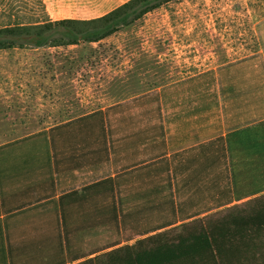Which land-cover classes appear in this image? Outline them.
Segmentation results:
<instances>
[{
	"label": "rangeland",
	"instance_id": "1",
	"mask_svg": "<svg viewBox=\"0 0 264 264\" xmlns=\"http://www.w3.org/2000/svg\"><path fill=\"white\" fill-rule=\"evenodd\" d=\"M43 2L53 21L94 18L108 11L99 8L101 0ZM262 33L264 0H179L101 44L1 50L0 146L73 121L68 115L75 112L81 115L78 118L98 116L22 142L19 148L11 145L1 150L0 162L15 159L26 149L49 147L51 139L54 145L72 147L74 133L98 131L99 126L106 125L117 137L136 132L135 124L159 113L161 89L193 81H202L201 93L208 89L213 116H219L223 62L252 56L260 49ZM190 92L191 98L199 97V89ZM167 104L171 109V97ZM132 113L141 116L133 131L127 119ZM123 140L118 139L117 151L123 154L129 146L130 155L132 145ZM228 154L216 148L174 159L171 168L160 163L157 168L123 173L116 179L115 202L105 183L98 198L63 207L62 216L55 203L52 217L31 211L21 223L6 224L0 233V264H71L97 251L106 253L111 245H133L188 223L192 220L183 221L186 216L202 209L205 201H223L247 188L248 184L223 179L224 169L229 167V177L238 157L233 150ZM213 203L207 215L223 211L217 209L220 203ZM176 214L181 220L177 225Z\"/></svg>",
	"mask_w": 264,
	"mask_h": 264
},
{
	"label": "crops",
	"instance_id": "2",
	"mask_svg": "<svg viewBox=\"0 0 264 264\" xmlns=\"http://www.w3.org/2000/svg\"><path fill=\"white\" fill-rule=\"evenodd\" d=\"M127 1L129 0H101L99 8H106L108 11L98 17ZM260 40L257 53L221 68L219 116H213V98L211 94L207 95L208 89L201 93L202 81H193L194 84L182 85L181 88L176 86L161 89L159 113L135 124L136 132L117 137L114 132L110 133L106 125L102 129L99 126L98 131L74 133L70 138L72 147H65L62 143L54 145L51 139L47 145L49 147L20 151L11 161L3 159L0 162V233H4L6 224L21 223L22 218L31 211H36L40 216L52 217L54 203L61 211L58 216H62L63 207L68 209L74 202L83 203L87 199L91 201L98 198L99 188L105 183L113 190L112 200L115 202L116 179L121 174L150 166L157 168L160 163H168L171 168L174 159L176 162V159L207 153L216 148L226 155L232 150L238 155L233 164V172L228 177L230 169L228 167V172L224 169L226 174L224 173L223 179L235 181L237 185L248 184L240 194L223 201L215 199L220 203L218 211L264 197V33ZM192 88L199 89V97L191 98ZM163 94H168V98ZM169 96L173 99L171 109L168 104L167 107L164 105L169 101ZM185 98L188 101L183 104ZM127 102L132 101L124 104ZM96 114H92V118L97 117ZM92 115L23 136L17 141L0 146V152L11 145L14 146L12 148H19L20 143L30 140L33 142L44 134H57L54 132L61 127L69 128L86 119V122L93 121L88 119ZM140 117L134 113L127 115L132 123L131 131L134 122H138L136 118ZM119 138L132 145L130 155L127 154L129 146L123 154L118 153ZM214 201H205L202 209L188 214L183 221L209 216L207 214L212 212ZM179 219L176 214V225L180 223ZM116 248L119 245L107 247L109 251ZM99 254L97 251L91 256ZM84 259L87 258H78L71 264Z\"/></svg>",
	"mask_w": 264,
	"mask_h": 264
},
{
	"label": "trees",
	"instance_id": "3",
	"mask_svg": "<svg viewBox=\"0 0 264 264\" xmlns=\"http://www.w3.org/2000/svg\"><path fill=\"white\" fill-rule=\"evenodd\" d=\"M177 1L129 0L98 18L53 21L43 0H0V51L101 44ZM79 116L75 112L68 120ZM75 264H264V197Z\"/></svg>",
	"mask_w": 264,
	"mask_h": 264
}]
</instances>
